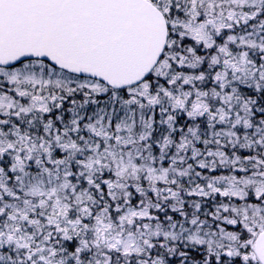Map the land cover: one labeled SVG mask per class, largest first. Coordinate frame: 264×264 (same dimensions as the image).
I'll return each mask as SVG.
<instances>
[{
  "label": "snow or ice",
  "instance_id": "obj_1",
  "mask_svg": "<svg viewBox=\"0 0 264 264\" xmlns=\"http://www.w3.org/2000/svg\"><path fill=\"white\" fill-rule=\"evenodd\" d=\"M0 264H264V0H0Z\"/></svg>",
  "mask_w": 264,
  "mask_h": 264
}]
</instances>
